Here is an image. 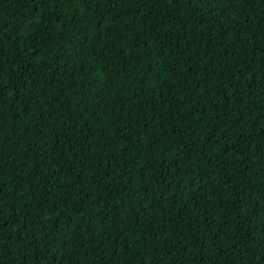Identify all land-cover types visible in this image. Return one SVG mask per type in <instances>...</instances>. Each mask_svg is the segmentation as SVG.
Returning a JSON list of instances; mask_svg holds the SVG:
<instances>
[{
    "label": "trees",
    "instance_id": "trees-1",
    "mask_svg": "<svg viewBox=\"0 0 264 264\" xmlns=\"http://www.w3.org/2000/svg\"><path fill=\"white\" fill-rule=\"evenodd\" d=\"M0 264H264V0H0Z\"/></svg>",
    "mask_w": 264,
    "mask_h": 264
},
{
    "label": "snow or ice",
    "instance_id": "snow-or-ice-1",
    "mask_svg": "<svg viewBox=\"0 0 264 264\" xmlns=\"http://www.w3.org/2000/svg\"><path fill=\"white\" fill-rule=\"evenodd\" d=\"M85 223H87V222H85Z\"/></svg>",
    "mask_w": 264,
    "mask_h": 264
}]
</instances>
